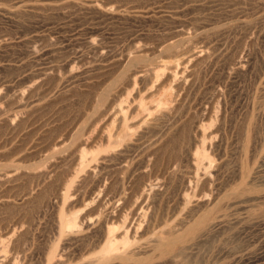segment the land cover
Returning <instances> with one entry per match:
<instances>
[{
  "label": "bare ground",
  "instance_id": "obj_1",
  "mask_svg": "<svg viewBox=\"0 0 264 264\" xmlns=\"http://www.w3.org/2000/svg\"><path fill=\"white\" fill-rule=\"evenodd\" d=\"M253 1L264 11V0ZM234 6L227 12L241 14ZM223 7L221 0L0 3V16L19 31L17 41L0 34V187L10 189L0 194V264H197L190 257L198 237L227 222L219 203L229 198L215 185L208 198L195 191L190 200L192 185L218 177L207 170L203 123L229 76L251 69L232 48L251 44L258 29L243 18L221 23ZM53 16L156 30L130 32L118 50L88 31L73 40L84 53L72 58L63 50L70 44L59 48L51 33L26 28ZM39 54L47 62L33 68ZM258 80L264 85V68ZM255 105L249 97L250 120ZM254 129L248 122L235 188L257 174L250 161L264 139ZM170 190L175 206L160 213Z\"/></svg>",
  "mask_w": 264,
  "mask_h": 264
},
{
  "label": "rangeland",
  "instance_id": "obj_2",
  "mask_svg": "<svg viewBox=\"0 0 264 264\" xmlns=\"http://www.w3.org/2000/svg\"><path fill=\"white\" fill-rule=\"evenodd\" d=\"M98 1L108 3L109 5H118V3H125L130 5L140 0ZM0 3L3 5H9L11 3V0H0ZM221 3L224 4V7L222 8V10L216 13L217 18L221 23L225 22L223 24L226 25L235 24L239 18H243L247 22H249L252 27H257L258 29L256 31H253V34L249 35V37H251L253 41L251 44H247L239 48H232V52L234 54L237 55V53H235L236 51L238 53L240 52V54H238V57L242 62H250L251 69L249 70V72L239 76H233L234 74L231 73L233 75H230L231 77L229 76V81L226 88H223L222 95L212 106L213 108L211 109V116L209 115L210 117H208V119L203 123L205 127L204 129H208L206 130V133H210L211 135L205 140V151L210 161V164L208 166L209 168L207 170L210 171H208V173L211 176H213L217 171L218 177L212 178L213 182L208 183L206 186L203 184H199L197 187L195 184L192 185L193 187L195 186V188H193L192 192H189L191 194L190 198L192 197L190 200L193 199V194L195 191V193L198 194V197L203 196L204 198L207 197V195H210V193H213L212 188L215 187V185H220L223 197H229L225 199L227 202L223 199L219 203V209L220 207H224L223 209L221 208L220 211L221 213H225L226 217L224 221L227 220V222H223V224L225 223L224 225L222 224L221 227L218 226L214 228L211 232L207 230L209 233L207 231L206 233L203 232L202 234L204 235H200V237H198L201 238V241L200 239L198 240V238L197 240H195V244L197 245L198 241L200 242L194 250V255L190 257V261H192V263L196 261L197 264H264V145L263 151L260 154L258 152V156L255 155L254 160H249L252 164V168L255 172H257V174L255 175V179L253 181H250L249 183L246 182V185L244 184L239 188H235V186H237L236 184H238L239 182V180H237L238 167H240L241 163L245 164V162L247 161L245 153L243 152L244 149L241 150L240 147H242L243 145L242 142L245 138L244 135L246 127L248 126V122H250L255 128V132L254 130L253 132L255 134L257 133L256 136L258 137L259 135L258 138H260L261 135V137L264 139V85H258V77L261 70L264 68V11L261 10L257 2L253 0H221ZM233 4L236 5L234 6V8H239L240 10H242L241 14H231L227 12L228 8L226 9L225 6H230ZM1 18L0 34H7L10 38H12L13 41H17V39L14 40L19 33L17 28L13 27V25L10 23V20L6 21L8 19L5 16H2ZM4 18L6 20H4ZM69 20L64 21L58 16H53L42 20L40 23L35 25H31L27 22L28 27L26 26V28L32 27L33 30L32 28L28 29V32L32 31L34 35L46 36L48 33H51L47 36H52L51 38L55 41V44L57 42L56 46L59 48H62L65 45L68 46L70 44L69 47H65V49H62L64 50V52L66 51L65 53L72 58H75V56H79L82 51H80V49L77 47H73L71 44H74V41L77 40V37L78 40L79 38L80 40L85 38L89 34L88 31L90 33L93 31L91 33V36L95 39L97 38L100 41L102 40L107 44H111L115 47V49L118 50L122 48V43L125 37L131 35L130 32L136 33L137 31L148 29L152 30V32H155L156 30L155 27V30H153V27H147L140 24L138 25L133 22H126L128 24H125L123 22V24L120 23L114 25H106L100 24L98 23V21L96 22V20L92 19V22L90 21V19H80L79 21H75L73 19ZM144 27H146V29ZM121 28L123 29L124 34L122 33V31H120ZM259 28L261 29L260 38L257 37V31L259 30ZM16 30L18 33H16ZM124 30L127 31V33L124 32ZM72 48L77 49L78 51L75 50L77 52L74 53L75 51ZM83 53L84 52H82V54ZM9 54V56L12 55V53L10 52ZM38 56L35 58V60H32V66L33 64H36V68L43 66L44 62H47L44 56H42L41 54H39ZM37 58L39 59L36 60ZM82 79L83 78L81 77L80 79H77L76 84L79 85ZM219 79L220 76H218L215 80L218 81ZM249 97H252L254 99V104H256L255 110L252 112V120H250L251 117L249 119V114L247 115L246 113V103L249 100ZM220 115L224 117H220ZM220 118L222 120L223 118L225 119L221 122L219 120ZM252 139L255 140L254 138ZM260 140L262 141V139ZM253 142L254 141H252V143ZM219 156H222L223 160L225 161L220 170L216 169L219 168ZM1 159L2 158H0V162L2 163L3 159ZM4 160L6 159L4 158ZM4 160L3 164H6V161ZM6 188L8 189V186L0 187V194L2 192L5 196H8L10 192L7 191H10V189L7 190ZM5 189L6 192H4ZM232 191L236 193L237 197L233 194ZM169 193L170 194L168 197H166V200L161 203V209L163 210H160V213L166 212L168 209H171L175 206L176 197L172 190H170ZM239 193H242V195ZM246 197H254L255 200L245 202L244 200ZM235 198V201H237L236 204H230L231 202H234ZM227 204L229 205V208L228 206H226ZM230 206H232V208H230ZM49 224L50 223L47 224L46 229L43 233L45 237L49 235ZM39 246L36 248L34 254V258H36V260H38L41 253L46 249L47 242H44L40 247Z\"/></svg>",
  "mask_w": 264,
  "mask_h": 264
}]
</instances>
